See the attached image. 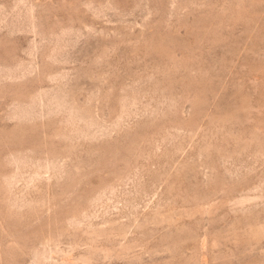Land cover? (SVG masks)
<instances>
[{
	"label": "rangeland",
	"instance_id": "374dc122",
	"mask_svg": "<svg viewBox=\"0 0 264 264\" xmlns=\"http://www.w3.org/2000/svg\"><path fill=\"white\" fill-rule=\"evenodd\" d=\"M0 264H264V0H0Z\"/></svg>",
	"mask_w": 264,
	"mask_h": 264
}]
</instances>
